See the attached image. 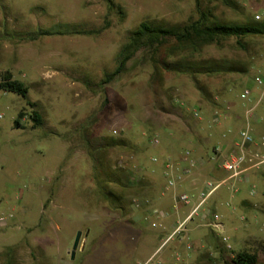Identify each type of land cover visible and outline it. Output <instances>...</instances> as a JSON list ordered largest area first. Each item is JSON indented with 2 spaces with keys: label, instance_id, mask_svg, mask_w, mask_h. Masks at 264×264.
Instances as JSON below:
<instances>
[{
  "label": "rangeland",
  "instance_id": "obj_1",
  "mask_svg": "<svg viewBox=\"0 0 264 264\" xmlns=\"http://www.w3.org/2000/svg\"><path fill=\"white\" fill-rule=\"evenodd\" d=\"M112 2L109 9L106 0H0V80L10 71L29 88L27 98L0 90V216L13 214L0 223V264H140L156 251L164 264L177 263L184 252L193 253L187 249L193 239L185 233L163 244V228L152 226L158 217L145 219L146 180L152 164L160 163L152 159L177 150L182 138L202 125L193 116L196 108L203 117L217 110L222 120L241 116L232 129L238 136L245 111L261 99L252 126L264 131V87L256 82L264 80V35L240 44L228 38L193 55L228 61L239 73L168 71L163 61L190 56L176 51L168 58L177 44L168 39L156 50H140L120 76L102 83L141 23L182 27L198 21L202 12L224 24L264 22V16L255 19L264 14V0H200V8L196 0ZM246 89L251 94L244 99ZM226 106L231 110L224 111ZM33 111L42 118L39 126L30 118ZM156 134L158 146L151 143ZM127 173L131 183H116V175ZM254 176L246 186L250 203L235 209L208 202L188 223L187 229L203 225L200 233L216 241L215 256L206 254L201 264H230L239 252L264 264V173ZM115 197L124 212L115 209ZM230 211L236 212L232 226L226 221ZM215 214L225 224L228 242L207 226ZM181 238L183 249L177 250Z\"/></svg>",
  "mask_w": 264,
  "mask_h": 264
},
{
  "label": "crops",
  "instance_id": "obj_2",
  "mask_svg": "<svg viewBox=\"0 0 264 264\" xmlns=\"http://www.w3.org/2000/svg\"><path fill=\"white\" fill-rule=\"evenodd\" d=\"M241 120V116H237L236 120H232L231 118L229 119L227 117L222 120L215 116V112L211 117L204 116L201 120L202 125L197 126L196 129L192 130L191 132H189V134L185 135V137L182 138L180 146L177 150H175L174 152L169 151L172 155L170 153H163L161 157H159L160 160L158 159L160 163L152 164L153 166L150 167V174L145 184L147 186L148 196L144 200L146 204V213L144 216L145 219H147L150 217V214L156 211H159L164 215V219L162 220L164 228L161 232V235L165 236L164 242L172 234L177 223L183 221L188 216L191 209L197 202L200 191L207 190L206 182H220L224 178H226L227 173L225 172L226 175L222 176L224 174V171H222L218 167V164L212 160L213 149L217 145L222 146L225 150L230 148V146L237 138V134H234L233 130H235ZM226 130H232L233 132L227 135L228 132ZM253 131L254 135L257 138L264 136L263 129L253 128ZM224 133H226V137H224ZM169 135H172V132H169ZM187 150L192 152V157L196 162L197 167L189 177L185 178L182 182L178 184L176 189L162 194V189L166 183V178L164 175L166 160L172 158L176 163L175 174H180L181 171L188 165L184 159L185 152ZM254 175H256V173L247 175L241 182L237 183V192L235 193H233L232 190L229 188L224 194H222L218 198H212L214 196L213 195L208 200L209 206H223L224 204L227 205L228 203L234 204V208L237 209L236 205L238 203L249 201L248 198H246L245 196L247 191L246 186L253 184L252 180L255 177ZM131 176L132 174L130 173L126 174V178L129 183L132 182V179H130L132 178ZM183 193H188L193 196V200L189 205H184L181 203L176 204V196ZM226 215V221H228V224L232 226L231 224H233L232 222H234L236 212L233 213L230 211ZM133 217L135 218V215ZM203 227L204 226L201 224H196L193 225L190 229H187L185 233H188V239H193V248L191 249L193 253L184 252V258L182 257L183 259H180L179 257H177V263L173 264H201L206 254L211 255L212 257L215 256L214 251L216 247V241L200 233V229ZM185 233L181 234L180 237L182 235H185ZM212 233L215 237H217V239H219V237L215 235L214 232ZM176 246L177 250L183 249L182 238L178 240ZM177 256L179 255L177 254ZM167 264H172L171 260L168 259Z\"/></svg>",
  "mask_w": 264,
  "mask_h": 264
},
{
  "label": "trees",
  "instance_id": "obj_3",
  "mask_svg": "<svg viewBox=\"0 0 264 264\" xmlns=\"http://www.w3.org/2000/svg\"><path fill=\"white\" fill-rule=\"evenodd\" d=\"M109 9L114 7L112 0H106ZM197 6L200 8V0H196ZM213 18L210 12H202L198 21L182 27H160L143 22L132 32L129 41L122 47L117 55V67L111 73H107L103 80V84H108L120 76L126 69L127 64L142 49L156 50L163 46L168 39H174L177 43L168 51V58L176 57V51H187L190 56H184L179 61H163L166 70L190 74L193 76L205 74L214 75L220 73H236L240 72L235 66L225 60H194L195 53L200 54L201 50L206 46L220 45L228 38H236L238 44L242 39L252 36L264 35V22H254L247 24H224L219 23ZM0 90L7 93H14L23 98L28 97L29 88L21 81L14 78L10 71L1 74ZM29 105L35 106L34 103ZM21 113V116H25ZM30 118L37 125L42 124V118L37 111H33ZM20 126L19 124H17ZM121 177V178H120ZM116 183L123 186V181L127 180L126 174L116 175ZM113 181V180H111ZM128 181V180H127ZM115 209L123 211L119 202L121 199L114 198ZM124 212V211H123ZM126 215V213H125ZM257 257L248 252L236 253L230 260V264H257Z\"/></svg>",
  "mask_w": 264,
  "mask_h": 264
},
{
  "label": "built area",
  "instance_id": "obj_4",
  "mask_svg": "<svg viewBox=\"0 0 264 264\" xmlns=\"http://www.w3.org/2000/svg\"><path fill=\"white\" fill-rule=\"evenodd\" d=\"M264 14H258L255 16L256 21H260L263 18ZM256 82L259 85H263L264 80L260 77L256 78ZM251 91L246 89L243 93V98H249ZM264 95V91H263ZM261 99L257 102L252 108H249L245 111L246 125L238 132V136L229 149H224L222 146L217 145L213 149V157L212 160L218 164V167L227 173L226 178H224L220 182L207 181L206 187L207 190L200 191L198 195V199L196 204L191 209L188 216L181 222H178L174 228L172 234L165 240L163 244H166L168 241L177 238L181 234L187 231L188 223L192 222L195 217L202 215L201 211L204 206L207 204L208 200L224 185L230 184V189L233 193L237 192L236 184L241 182L245 176L250 175L252 173H264V136L257 138L254 135L252 119L255 115L257 107L260 105ZM224 111H230L231 108L229 106L225 107ZM193 116L202 120L203 116L199 109H193ZM215 116L221 118V112L215 111ZM224 137H226V133H224ZM151 143L154 146H158L160 144V137L158 134L154 135ZM185 161L187 162V167L184 168L180 174H175V161L171 159H167L165 162V170L164 175L166 178V183L162 189V194H165L168 191L176 189L178 184L182 182L185 178L189 177L195 168L197 167L196 162L192 157V152L187 150L185 152ZM153 162H158V158H154ZM255 186L252 187V193H255ZM193 200V196L188 193H183L176 196L175 202L176 204L181 203L184 205H189ZM156 215L160 221L153 222V227H162L164 228V224L162 220L164 219V215L156 211L150 216ZM13 218V214L11 213H2L0 216V223L6 224L8 220ZM244 219V218H243ZM213 232L218 234L219 237L222 236V240L224 242L229 241V237L224 236L225 233V224L221 220V216L215 214L213 216V220L207 224ZM193 245L190 244L187 246V249H192ZM232 246H228V250H231ZM159 252L156 251L151 257H149L146 261L140 264H164L161 260L157 259Z\"/></svg>",
  "mask_w": 264,
  "mask_h": 264
},
{
  "label": "water",
  "instance_id": "obj_5",
  "mask_svg": "<svg viewBox=\"0 0 264 264\" xmlns=\"http://www.w3.org/2000/svg\"><path fill=\"white\" fill-rule=\"evenodd\" d=\"M82 236H83V232H78L77 235H76V238H75V241H74V244H73V247H72V251H71V258L74 259L75 258V255H76V252L79 248V245H80V242H81V239H82ZM88 236V232L85 233V237Z\"/></svg>",
  "mask_w": 264,
  "mask_h": 264
}]
</instances>
